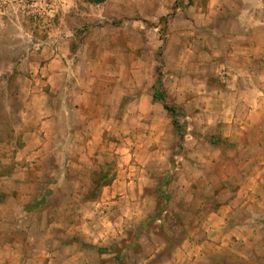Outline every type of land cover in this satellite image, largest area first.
<instances>
[{
    "label": "rangeland",
    "instance_id": "374dc122",
    "mask_svg": "<svg viewBox=\"0 0 264 264\" xmlns=\"http://www.w3.org/2000/svg\"><path fill=\"white\" fill-rule=\"evenodd\" d=\"M238 1L0 0V264H169L232 195L264 201V169L241 167L235 140L250 110L222 69ZM45 67L60 86L46 95L71 92L88 117L63 116L52 137L34 124L29 139L19 106ZM159 80L183 137L153 98Z\"/></svg>",
    "mask_w": 264,
    "mask_h": 264
},
{
    "label": "crops",
    "instance_id": "0c3cea01",
    "mask_svg": "<svg viewBox=\"0 0 264 264\" xmlns=\"http://www.w3.org/2000/svg\"><path fill=\"white\" fill-rule=\"evenodd\" d=\"M242 1L239 0L235 4L240 13L235 25L236 34L232 36L235 44L231 52L233 61L225 64L222 69L228 74L237 76L240 111L250 110L246 117L237 116L234 120L240 127L248 130L246 134L237 131L242 134L240 137L235 135V140L242 142V146L239 147L240 155L243 157L239 159L241 167L254 171L264 169V146L261 147L259 142L264 143V115L261 113H264V18L257 17L256 13L257 7L264 10V0H251L250 2L253 3ZM55 7L58 10L59 5L56 4ZM23 36L31 37L30 34ZM58 56L56 54L54 61H58ZM53 69L44 68L42 76L46 78L44 80L37 78L41 83L39 86L33 87V82H30L26 83L23 89L25 96L19 106V113L26 137L29 139L33 138L34 124L39 126L34 131V137L48 135L52 137L50 134L52 125L63 116L72 117L79 113L84 118L88 117L85 104L79 105L76 100L68 96L72 95L71 92L66 94L67 97L65 92L56 98L46 95L50 85H52L50 87L56 85L57 90L51 89L55 92L60 87L56 82L53 85L58 75L57 70ZM39 90H43V93L38 94ZM249 107L252 109H248ZM124 115L127 116V111ZM251 132L261 133V137L255 138ZM70 134L72 137L77 134L74 126L70 128ZM26 150H32L31 141L25 145ZM258 164L262 166H256ZM231 198V206L225 208L222 206L221 209L206 214L207 220H204L201 226L190 229L191 238L177 245L169 264H253L255 260L264 264V245L259 246L256 241L260 234L263 235L264 226L257 227L255 220V213L259 211L264 201L256 200L257 198L249 195L247 191L241 195H232ZM261 211L264 213V208L259 213Z\"/></svg>",
    "mask_w": 264,
    "mask_h": 264
},
{
    "label": "trees",
    "instance_id": "16d2710c",
    "mask_svg": "<svg viewBox=\"0 0 264 264\" xmlns=\"http://www.w3.org/2000/svg\"><path fill=\"white\" fill-rule=\"evenodd\" d=\"M97 3H102L105 0H93ZM154 100H159L163 102L164 108L171 113L172 116V122L175 128L181 133V136L183 137V131H182V124L179 121V109L177 106L170 105L165 102V91L162 88V82L159 80L155 86L154 94H153Z\"/></svg>",
    "mask_w": 264,
    "mask_h": 264
}]
</instances>
